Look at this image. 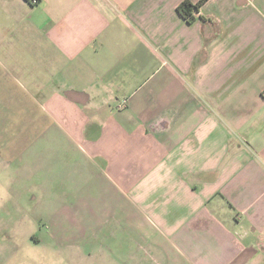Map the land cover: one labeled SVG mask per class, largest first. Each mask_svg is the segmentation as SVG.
Returning a JSON list of instances; mask_svg holds the SVG:
<instances>
[{"label":"crops","instance_id":"0c3cea01","mask_svg":"<svg viewBox=\"0 0 264 264\" xmlns=\"http://www.w3.org/2000/svg\"><path fill=\"white\" fill-rule=\"evenodd\" d=\"M183 1L0 0V264H264V0Z\"/></svg>","mask_w":264,"mask_h":264},{"label":"rangeland","instance_id":"374dc122","mask_svg":"<svg viewBox=\"0 0 264 264\" xmlns=\"http://www.w3.org/2000/svg\"><path fill=\"white\" fill-rule=\"evenodd\" d=\"M3 143L4 142L0 140V146L3 145ZM2 148L3 147H0L1 152L3 151L1 150ZM5 161L3 154H1L0 167L7 163V161L6 163ZM0 180L4 181L3 179ZM71 230H73L71 232L74 233L75 226L71 225ZM47 232L48 224L42 222L37 224L36 235L38 234L42 237L47 236ZM58 235V240L56 239L53 241L51 239L41 238L45 244L43 247L41 246L35 250L26 248L27 244L23 242L22 245H19L21 248L16 257L17 264H114V262H117L115 261V256L117 257L116 260L121 262V264L126 263V256L123 254L126 245H119L116 242L110 244L96 240H86L83 242V240H79V238L73 234L70 239L64 238L61 234ZM43 248H45V250H43ZM50 249L54 250V252H51ZM57 252L61 254L57 255ZM107 256H109V258ZM120 258H122V260Z\"/></svg>","mask_w":264,"mask_h":264},{"label":"trees","instance_id":"16d2710c","mask_svg":"<svg viewBox=\"0 0 264 264\" xmlns=\"http://www.w3.org/2000/svg\"><path fill=\"white\" fill-rule=\"evenodd\" d=\"M208 0H200L196 4H191L188 1H183L177 8V14L185 20L188 25H192L197 18L202 17L198 16V12L202 4L206 3Z\"/></svg>","mask_w":264,"mask_h":264},{"label":"built area","instance_id":"2783aa9c","mask_svg":"<svg viewBox=\"0 0 264 264\" xmlns=\"http://www.w3.org/2000/svg\"><path fill=\"white\" fill-rule=\"evenodd\" d=\"M30 4L36 6L38 4V0H29Z\"/></svg>","mask_w":264,"mask_h":264}]
</instances>
